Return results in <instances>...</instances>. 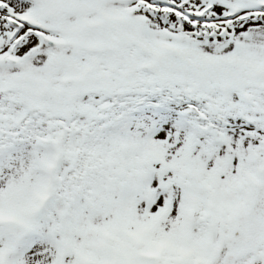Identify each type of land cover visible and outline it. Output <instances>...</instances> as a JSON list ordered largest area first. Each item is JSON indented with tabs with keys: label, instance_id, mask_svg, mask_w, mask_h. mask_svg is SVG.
<instances>
[{
	"label": "snow or ice",
	"instance_id": "obj_1",
	"mask_svg": "<svg viewBox=\"0 0 264 264\" xmlns=\"http://www.w3.org/2000/svg\"><path fill=\"white\" fill-rule=\"evenodd\" d=\"M0 264H264V0H0Z\"/></svg>",
	"mask_w": 264,
	"mask_h": 264
}]
</instances>
